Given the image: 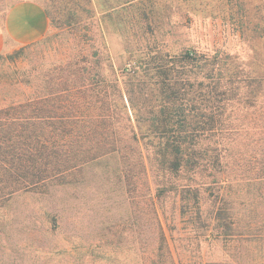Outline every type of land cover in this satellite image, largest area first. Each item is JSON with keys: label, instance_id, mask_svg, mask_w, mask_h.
Wrapping results in <instances>:
<instances>
[{"label": "rangeland", "instance_id": "rangeland-1", "mask_svg": "<svg viewBox=\"0 0 264 264\" xmlns=\"http://www.w3.org/2000/svg\"><path fill=\"white\" fill-rule=\"evenodd\" d=\"M12 2L0 0V21ZM41 3L47 34L0 54V107L34 97L39 85L67 72V62L94 52L88 65L101 58L105 78L106 57L119 69L130 56L170 53L190 82L206 85L205 69L179 61L191 50L214 62L222 92L216 136L204 140L209 153L216 142L220 166L217 173L205 168L207 199L199 211L181 212L167 201L160 221L138 202V167L131 172L136 189L129 191L126 165L118 160L17 190L0 202V264H264V199H253L264 195L258 178L264 176V0ZM68 15L81 24L67 26ZM213 192L224 204H213Z\"/></svg>", "mask_w": 264, "mask_h": 264}, {"label": "trees", "instance_id": "trees-1", "mask_svg": "<svg viewBox=\"0 0 264 264\" xmlns=\"http://www.w3.org/2000/svg\"><path fill=\"white\" fill-rule=\"evenodd\" d=\"M66 19L69 27L82 21L74 15ZM97 55L75 57L64 66L66 73L39 85L34 97L0 107V202L17 190L118 160L126 165L129 191L136 189L131 172L138 167V202L158 221L157 213L167 201L181 212L188 207L199 211L207 199L205 168L217 173L220 166L216 142L210 153L204 142L217 133L216 103L222 92L214 62L191 50L179 55V61L205 69L203 77L209 82L203 85L190 82L170 53L142 60L130 56L119 69L106 57V78L99 70L101 58L96 67L88 65L87 57ZM205 119L211 123L208 129ZM214 175L212 183L217 185ZM209 196L213 204L225 202L219 193Z\"/></svg>", "mask_w": 264, "mask_h": 264}, {"label": "crops", "instance_id": "crops-1", "mask_svg": "<svg viewBox=\"0 0 264 264\" xmlns=\"http://www.w3.org/2000/svg\"><path fill=\"white\" fill-rule=\"evenodd\" d=\"M49 28L41 0H13L0 21V54L39 41Z\"/></svg>", "mask_w": 264, "mask_h": 264}]
</instances>
